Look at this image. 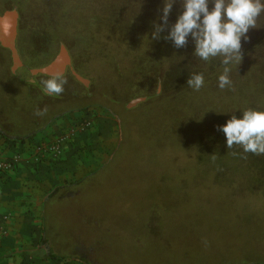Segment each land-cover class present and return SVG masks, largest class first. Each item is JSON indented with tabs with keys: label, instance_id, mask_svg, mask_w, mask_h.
Masks as SVG:
<instances>
[{
	"label": "rangeland",
	"instance_id": "1",
	"mask_svg": "<svg viewBox=\"0 0 264 264\" xmlns=\"http://www.w3.org/2000/svg\"><path fill=\"white\" fill-rule=\"evenodd\" d=\"M162 6L163 0H0V14H20L17 48L27 62L11 74L13 61L0 44V129L42 136L62 123L57 118L66 108L84 109L86 102L126 122L121 148V127L106 130L115 140L104 159L67 184V199L45 206L66 253L56 256L90 264H264V155L228 149L218 131L230 116L223 112L264 109V14L242 39L231 87L221 90L219 59L193 56L191 40L177 49L166 33L151 39ZM179 10L177 2L170 23ZM61 45L90 85L69 69L64 91L45 95L38 82L48 78L31 70ZM193 72L205 77L199 91L186 84ZM140 96L146 100L127 108Z\"/></svg>",
	"mask_w": 264,
	"mask_h": 264
},
{
	"label": "clouds",
	"instance_id": "2",
	"mask_svg": "<svg viewBox=\"0 0 264 264\" xmlns=\"http://www.w3.org/2000/svg\"><path fill=\"white\" fill-rule=\"evenodd\" d=\"M177 2L180 10L170 23L169 16ZM262 14L264 0H163L160 22L154 24L151 39H160L161 33H166L163 39L177 49L191 40L193 56L205 62L219 59L223 71L217 77V86L223 90L231 87V66L242 59V39H248L249 29L257 27ZM9 28L7 19H0V30L7 32ZM66 82L63 74L56 73L41 81V91L49 96L59 95ZM186 84L193 91H199L205 85L204 74L193 72ZM162 91L161 83L155 94ZM223 113L230 116L218 126V131L224 134L227 148L239 145L244 153L264 155V109L237 108Z\"/></svg>",
	"mask_w": 264,
	"mask_h": 264
},
{
	"label": "crops",
	"instance_id": "3",
	"mask_svg": "<svg viewBox=\"0 0 264 264\" xmlns=\"http://www.w3.org/2000/svg\"><path fill=\"white\" fill-rule=\"evenodd\" d=\"M81 160L69 151L66 160L56 165L22 161L0 178V264H90L56 256L43 236V203L52 188L81 180L95 166L88 158Z\"/></svg>",
	"mask_w": 264,
	"mask_h": 264
},
{
	"label": "built area",
	"instance_id": "4",
	"mask_svg": "<svg viewBox=\"0 0 264 264\" xmlns=\"http://www.w3.org/2000/svg\"><path fill=\"white\" fill-rule=\"evenodd\" d=\"M58 119H63L62 123L51 131L43 132L42 136L37 132L17 139L0 129V178L17 169L22 161L35 166L62 163L67 152L85 145L91 152L88 160L94 165L104 159L103 156L109 152L107 149H110L107 147L115 140L109 132V137H106L105 131L114 133L120 130L118 121L105 108H84ZM84 159L87 158L81 161Z\"/></svg>",
	"mask_w": 264,
	"mask_h": 264
},
{
	"label": "water",
	"instance_id": "5",
	"mask_svg": "<svg viewBox=\"0 0 264 264\" xmlns=\"http://www.w3.org/2000/svg\"><path fill=\"white\" fill-rule=\"evenodd\" d=\"M20 14L16 9H8L0 14V19H7L10 28L7 32L0 30V44L11 51L14 68L21 65L22 60L17 49V36L19 30ZM67 68H70L77 80L83 83L86 87L90 85V80L78 74L72 66L71 55L65 45H61L56 56L47 64L35 67L31 70L32 75L43 74L52 76L56 73L65 74ZM146 100L145 96L133 98L127 104V108H133Z\"/></svg>",
	"mask_w": 264,
	"mask_h": 264
},
{
	"label": "trees",
	"instance_id": "6",
	"mask_svg": "<svg viewBox=\"0 0 264 264\" xmlns=\"http://www.w3.org/2000/svg\"><path fill=\"white\" fill-rule=\"evenodd\" d=\"M111 109V108H110ZM120 119L121 124V139L119 148L123 145V143L126 140V132H125V124L126 122ZM66 185L60 186L58 190L54 192V196L47 198L44 202V210H43V236L44 241L47 243V245L50 247L51 251L55 254H60V256H65L66 254L63 250L64 245L62 244V240H60V233L57 232V226L51 221V218L48 217L49 213L47 211V208L45 206L49 205L51 202H60L64 199H67V193H69V189H65ZM261 264V263H257Z\"/></svg>",
	"mask_w": 264,
	"mask_h": 264
},
{
	"label": "flooded vegetation",
	"instance_id": "7",
	"mask_svg": "<svg viewBox=\"0 0 264 264\" xmlns=\"http://www.w3.org/2000/svg\"><path fill=\"white\" fill-rule=\"evenodd\" d=\"M17 43V42H16ZM7 49V48H6ZM18 49V48H17ZM8 50V52H9V54H10V56L12 55V53H11V51L9 50V49H7ZM18 52H19V50H18ZM20 54V53H19ZM20 57H21V60H22V63H21V65H19V66H17L16 68H14V62H13V68H11V74H17L19 71H20V69H22V68H26L27 67V62H26V59L20 54ZM11 59H12V56H11ZM13 61V60H12ZM70 68H67V71L69 70ZM67 71H66V73H67ZM65 73V74H66ZM64 74V75H65ZM63 75V76H64ZM74 75V74H73ZM75 76V75H74ZM33 77L34 78H37V75H33ZM45 77L46 78H50L51 76H47V75H45ZM36 83V82H35ZM35 83H33V84H35ZM39 83V87H40V89L42 88V83L41 82H38ZM53 96V95H52ZM82 105H85L84 107L85 108H95V109H97V108H105L106 109V107H103V105L101 104V105H99V103H94V102H86V103H83ZM78 107H80V106H74V107H68V108H66V109H68L67 110V112H65L63 115H67V114H69V113H73V112H75V111H78V109L76 110V108H78ZM109 111H110V113H111V110L110 109H108ZM114 113V112H113ZM63 115H59L60 117L61 116H63ZM116 118H117V120H119L118 121V123H119V125H120V127H121V124H120V119H118V115L116 114ZM86 146V145H85ZM85 146H83V147H80L79 149H76V150H70V152H71V156L73 157V156H75V155H78V156H76V157H78V158H88L89 157V154L91 153L90 152V150L88 149V147H85ZM55 168H57V167H54L53 169H55ZM71 184V183H70ZM66 186H67V184H65ZM64 185V186H65ZM60 186H63L62 184H59V185H55L52 189L54 190L55 188L56 189H58ZM58 187V188H57ZM56 191V190H55Z\"/></svg>",
	"mask_w": 264,
	"mask_h": 264
}]
</instances>
